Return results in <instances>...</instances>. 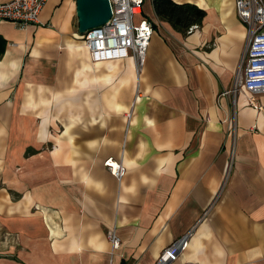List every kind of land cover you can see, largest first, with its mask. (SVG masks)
Returning a JSON list of instances; mask_svg holds the SVG:
<instances>
[{"label": "crops", "instance_id": "1", "mask_svg": "<svg viewBox=\"0 0 264 264\" xmlns=\"http://www.w3.org/2000/svg\"><path fill=\"white\" fill-rule=\"evenodd\" d=\"M172 1L206 17L183 34L151 0L139 71L92 61L76 0L24 28L0 18V264H156L188 232L170 264H264V115L243 88L234 121L216 104L245 24L236 0Z\"/></svg>", "mask_w": 264, "mask_h": 264}, {"label": "built area", "instance_id": "2", "mask_svg": "<svg viewBox=\"0 0 264 264\" xmlns=\"http://www.w3.org/2000/svg\"><path fill=\"white\" fill-rule=\"evenodd\" d=\"M47 1L9 0L0 3V18L19 28L37 24ZM145 2L146 0H109L111 19L82 35L93 62L132 57L137 70L142 68L154 33L153 24L143 14ZM236 10L246 27L243 56L245 69L239 87L249 93V105L264 115V0H236ZM198 27L193 25L188 32L192 33ZM105 164L118 180L124 177L126 168L122 162L108 159ZM191 234L186 233L165 248L156 264L176 261L180 253L188 248ZM107 235L113 248H118L121 241L116 232L109 230Z\"/></svg>", "mask_w": 264, "mask_h": 264}, {"label": "trees", "instance_id": "3", "mask_svg": "<svg viewBox=\"0 0 264 264\" xmlns=\"http://www.w3.org/2000/svg\"><path fill=\"white\" fill-rule=\"evenodd\" d=\"M156 14L161 20L186 34L193 25H202L206 11L190 3L177 4L172 0H152ZM1 55V54H0Z\"/></svg>", "mask_w": 264, "mask_h": 264}, {"label": "water", "instance_id": "4", "mask_svg": "<svg viewBox=\"0 0 264 264\" xmlns=\"http://www.w3.org/2000/svg\"><path fill=\"white\" fill-rule=\"evenodd\" d=\"M76 16L78 32L82 35L100 27L112 17L109 0H76Z\"/></svg>", "mask_w": 264, "mask_h": 264}, {"label": "rangeland", "instance_id": "5", "mask_svg": "<svg viewBox=\"0 0 264 264\" xmlns=\"http://www.w3.org/2000/svg\"><path fill=\"white\" fill-rule=\"evenodd\" d=\"M150 1L151 0H146V2H145V6H144L145 13L148 12V9H149V5L148 4L150 3ZM76 23H77V18H76ZM245 41H246V37H245ZM244 49H245V43H244ZM244 49L242 51L241 58H240L239 63H238V67H237L236 71L234 72V74H233V76L231 78L230 84L228 86V90L227 91L223 90L216 97V104L218 106L221 104V99H223L224 97L228 98L229 107H230L229 113L231 114V120L232 121L235 120V115H236L235 111H236V109L238 107V97L241 96V93L243 94V91L241 90L242 87L240 88L239 85H240V79H241L243 71L245 69V62H243ZM236 87H237V89H236ZM231 162H230L229 168H231V165H232ZM229 168H228V170H229Z\"/></svg>", "mask_w": 264, "mask_h": 264}]
</instances>
